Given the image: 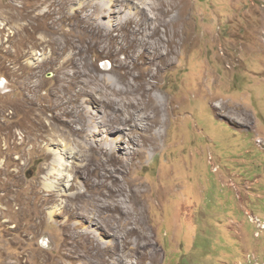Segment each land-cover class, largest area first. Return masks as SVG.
Listing matches in <instances>:
<instances>
[{
    "label": "rangeland",
    "instance_id": "rangeland-1",
    "mask_svg": "<svg viewBox=\"0 0 264 264\" xmlns=\"http://www.w3.org/2000/svg\"><path fill=\"white\" fill-rule=\"evenodd\" d=\"M82 1L0 0V264H70L64 218L45 216L43 165L53 157L45 141L21 145L10 131L32 122L35 106L52 105L54 89L68 84L70 53L87 50L92 74L124 71L125 53L89 41ZM180 7L190 39L151 93L166 104L159 147L121 162L120 176L143 199L155 264H264V0ZM68 40L77 47L63 53Z\"/></svg>",
    "mask_w": 264,
    "mask_h": 264
},
{
    "label": "bare ground",
    "instance_id": "bare-ground-1",
    "mask_svg": "<svg viewBox=\"0 0 264 264\" xmlns=\"http://www.w3.org/2000/svg\"><path fill=\"white\" fill-rule=\"evenodd\" d=\"M181 1L80 2L78 18L86 22L89 41L103 51L116 46L114 54L125 53L127 59L120 65L124 71L92 74L87 50L70 53L63 61L68 84L51 92L52 105L45 110L41 103L35 106L32 122L10 131L21 145L45 141L46 153L53 157L43 165L48 191L45 216L64 218L60 225L67 248L62 256L70 264H155L158 260L143 199L135 196L136 190L127 189L120 163L136 154L142 162L149 156L146 145L152 150L159 147L163 135L159 128L166 123L164 103L151 93L160 72L174 65L190 39L186 27L178 25L186 21ZM175 10L177 14H172ZM65 43L63 53L68 46L77 47L70 40ZM69 64L73 73L65 70ZM34 87L36 92L40 83ZM62 87L64 96L59 94ZM48 111L54 114L44 119ZM124 143L132 146L126 148ZM116 148L124 155L120 160L111 156Z\"/></svg>",
    "mask_w": 264,
    "mask_h": 264
}]
</instances>
